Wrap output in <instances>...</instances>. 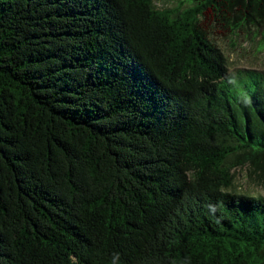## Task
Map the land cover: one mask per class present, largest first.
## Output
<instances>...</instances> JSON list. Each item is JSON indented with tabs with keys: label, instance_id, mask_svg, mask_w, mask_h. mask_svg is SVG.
Instances as JSON below:
<instances>
[{
	"label": "trees",
	"instance_id": "trees-1",
	"mask_svg": "<svg viewBox=\"0 0 264 264\" xmlns=\"http://www.w3.org/2000/svg\"><path fill=\"white\" fill-rule=\"evenodd\" d=\"M264 0H0V264H264V70L198 23Z\"/></svg>",
	"mask_w": 264,
	"mask_h": 264
},
{
	"label": "rangeland",
	"instance_id": "rangeland-1",
	"mask_svg": "<svg viewBox=\"0 0 264 264\" xmlns=\"http://www.w3.org/2000/svg\"><path fill=\"white\" fill-rule=\"evenodd\" d=\"M158 7L176 6L178 0H154ZM211 42L225 57L227 68H254L264 70V30L256 31L252 26L232 30L224 22L216 21L209 13L198 23ZM233 189L236 192L264 194L261 183L250 174L249 168H233Z\"/></svg>",
	"mask_w": 264,
	"mask_h": 264
}]
</instances>
